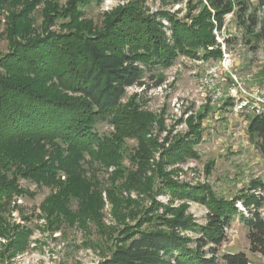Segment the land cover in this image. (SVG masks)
Returning a JSON list of instances; mask_svg holds the SVG:
<instances>
[{"label":"trees","instance_id":"1","mask_svg":"<svg viewBox=\"0 0 264 264\" xmlns=\"http://www.w3.org/2000/svg\"><path fill=\"white\" fill-rule=\"evenodd\" d=\"M205 1L190 24L161 12L170 24L168 38L161 22L146 15L139 1L104 12L102 26L97 27L92 19L83 18V7L100 0H66L63 6L51 0H0V13L4 8L8 11L2 31L7 51L0 53L1 234L8 230L2 216L6 204L12 195L21 194L19 178H27L50 189L40 207L51 225L85 226L92 221L109 240L108 253L98 264L249 263L243 251L218 255L223 229L237 213L234 202L217 199L203 186L186 189L166 177L161 182L173 196L207 207L206 222L199 224L182 209L172 217H151L141 213L135 200L122 196L123 189L131 188L153 194V179L143 172L149 167L150 149L157 148L155 139L147 137L155 117L138 110L137 104L121 103L126 87L149 88L139 61L163 67L179 53L205 49L215 42L210 18L219 28L223 15L233 10L237 23L261 44L264 56V15L260 18L257 13L264 0L254 5L251 0ZM42 2V21L36 27L33 11ZM51 25L65 29L52 31ZM99 120L109 122L113 130L107 135L97 133L94 125ZM246 128L264 161V112L254 113ZM125 139L139 142L129 157L138 162L137 173L125 174L122 168ZM175 147L166 152L167 158L191 153L188 142ZM95 163L105 169L115 167L104 190L121 228L103 225V187L92 173ZM156 170L165 176L161 165ZM238 198L247 209V215L238 214L248 229L249 250L264 255V184L252 185L250 193ZM72 201L76 209L70 206ZM19 234L23 240L24 233Z\"/></svg>","mask_w":264,"mask_h":264},{"label":"rangeland","instance_id":"2","mask_svg":"<svg viewBox=\"0 0 264 264\" xmlns=\"http://www.w3.org/2000/svg\"><path fill=\"white\" fill-rule=\"evenodd\" d=\"M51 1L63 6L66 0ZM136 1L141 3L146 15L161 22L168 38L171 37L170 24L161 12L190 24L206 4L205 0H110L107 4L100 0L83 7V18L92 19L97 27H101L104 12ZM43 2L33 11L36 27L42 21ZM255 3L256 0H251L252 5ZM234 12L223 15L219 28H216L214 18H210L215 42L205 49H197L191 55L179 53L170 65L163 67L138 62L144 68V80L149 88L126 87L121 103L137 104L138 110L155 117L147 137L155 139L157 148L150 149L149 167L143 172L144 176L153 179V194L145 195L144 191L131 188L123 189L122 196L135 200L142 208L141 213L146 212L151 217H172L182 209L185 215L204 224L207 207L185 197L173 196L161 181L168 177L190 190L203 186L217 199L234 202L237 210L223 229L225 238L218 247V255L243 251L249 258L248 264H264V255L249 250L248 229L236 207L241 202L238 197L250 193L252 185L264 184V161L254 143H250L246 128L254 113L264 109V56L261 44L237 23ZM263 12L264 6L257 12L260 18ZM7 14L5 8L0 13V34ZM62 28L49 26L52 31ZM6 48L7 39L3 34L0 35V53L6 52ZM158 80L162 82L155 85ZM94 129L107 135L113 126L99 120ZM181 141L188 142L191 153L180 158H167L166 152L177 148L175 146ZM138 145L134 139L122 142L125 174L137 173L138 162L133 163L129 157L135 154ZM157 165H161L164 177L156 173ZM114 169V166L105 169L95 163L92 171L103 187L100 213L107 228L122 227L104 190L111 184L108 175ZM60 178L65 180L62 174ZM17 183L21 194L12 195L2 213L8 230L5 234L0 233V264H98L108 253L105 247L110 245L109 240L99 233L92 221H87L85 226L78 222L73 225L62 223L59 228L50 224L40 207L50 194L48 187L27 178H19ZM70 206L72 209L77 207L74 201ZM20 232L24 233L23 240L19 238ZM184 233L195 235L190 231Z\"/></svg>","mask_w":264,"mask_h":264},{"label":"built area","instance_id":"3","mask_svg":"<svg viewBox=\"0 0 264 264\" xmlns=\"http://www.w3.org/2000/svg\"><path fill=\"white\" fill-rule=\"evenodd\" d=\"M110 0H105V3H109ZM107 8V7H106ZM260 111H263L264 112V109L263 110H257V112H260ZM237 209H238V212L244 214V215H247V209L246 207L243 205L242 202H239V204H237ZM93 264V263H92Z\"/></svg>","mask_w":264,"mask_h":264}]
</instances>
